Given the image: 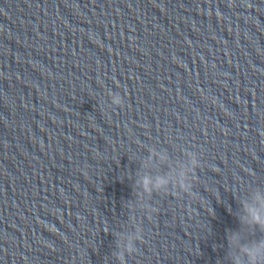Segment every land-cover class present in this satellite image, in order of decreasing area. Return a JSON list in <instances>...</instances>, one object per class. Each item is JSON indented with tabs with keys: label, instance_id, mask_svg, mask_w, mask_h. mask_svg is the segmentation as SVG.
I'll list each match as a JSON object with an SVG mask.
<instances>
[{
	"label": "clouds",
	"instance_id": "obj_1",
	"mask_svg": "<svg viewBox=\"0 0 264 264\" xmlns=\"http://www.w3.org/2000/svg\"><path fill=\"white\" fill-rule=\"evenodd\" d=\"M113 104L122 106L124 101L121 95L113 94ZM191 164L193 167L197 165L195 157L192 158ZM169 184V180L166 177L144 176L140 180V186L146 193L158 191ZM178 184L181 189L188 191L190 185L185 180V174L181 172L178 178ZM244 215L240 217L242 224L248 225L249 227H258L264 231V195L257 192L253 197V202L245 203L243 205ZM136 239H143L142 236L138 235ZM229 244L237 250V255L234 258V264H264V239L251 241L249 243H241V235L239 232L229 233L228 236ZM126 251L128 253H134V248L131 241L126 244ZM123 261V254L119 257Z\"/></svg>",
	"mask_w": 264,
	"mask_h": 264
}]
</instances>
